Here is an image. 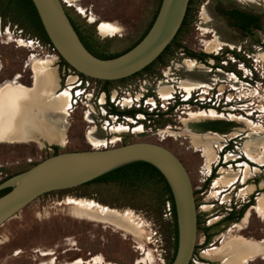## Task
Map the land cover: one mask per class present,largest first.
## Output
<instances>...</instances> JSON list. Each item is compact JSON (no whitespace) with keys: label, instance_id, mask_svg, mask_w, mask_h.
I'll use <instances>...</instances> for the list:
<instances>
[{"label":"rangeland","instance_id":"1","mask_svg":"<svg viewBox=\"0 0 264 264\" xmlns=\"http://www.w3.org/2000/svg\"><path fill=\"white\" fill-rule=\"evenodd\" d=\"M62 1L81 32L90 38L94 48L110 57L124 53L142 39L155 20L161 4V0ZM236 6H244L248 11L264 14V3L259 7H252L240 5L232 0H192L190 18L184 26V31L177 38L181 45L171 48L179 52L183 51L180 48L185 46L186 49L199 51L202 47L200 43H202L206 50L220 52L218 56H221V52L225 53L219 62L220 68H228L224 70L230 75L237 74L240 78L246 75L250 80L253 79L249 80L251 89L246 92L251 103L249 108L256 111H249V117H245L244 114L239 115L241 112L236 115L233 113L226 115L222 114L224 111L221 110L222 113H220L212 108L196 111L188 109L184 118L180 119L184 128V121L200 111L214 110L224 117L227 116V119H231L232 116L246 118L250 127H247L239 136L233 139L222 137L224 142L229 141L230 150L225 152L229 160L227 164L221 169L218 167L214 177L212 176V179L203 185L200 182L202 178L200 169L205 176L210 173L213 164L218 160V152L215 160H212L206 156L203 147L196 149L189 135H183V137L173 135L172 132L176 130L167 127L165 130H161L164 129L161 127L154 130V132L161 130L157 135L156 133L153 135L150 129L146 130L147 134L144 136L134 137V135L122 134V143H117L116 139H113L110 145L118 147L138 141L160 143L182 160L190 173L199 207L198 241L205 233L203 228H208L211 234L222 235L220 244L208 250L222 248L236 237L262 243L264 247V240L258 241L261 236L258 234V229L263 227L262 222L264 223V208L257 206L258 197L264 194V162L262 161L264 145L254 159L249 158L244 150L246 142L264 136V46L261 47L258 44L264 43V22L262 31L245 38L242 32L231 27L227 17L219 10ZM205 8L210 10L215 19L210 24H205L203 18ZM0 18L3 19L2 32L0 31V128L9 134L8 137L0 136V183L58 153L93 148L102 150L100 147L99 149L96 146L93 147L92 143L89 148L84 142L83 123L74 119L71 130L69 128L66 111L68 104L62 100V97L65 95L70 99V93L61 88L64 70L68 67L63 64L57 52L38 35L26 18L19 17L17 12L7 7L6 0H0ZM18 23L23 24L24 33L18 34L16 31L15 25ZM103 25L111 27L112 33H102L100 27ZM217 26L222 29L220 36L228 42L226 45L232 48L236 45L237 49H234V52H240L241 58L234 57L231 52L227 55L226 45H217V48L213 50L207 47L214 41L213 30ZM16 41L19 42V47ZM30 41L34 43L36 52H33L36 55L32 54ZM32 58L35 61L34 65ZM163 60L162 62H170L172 58L165 56ZM162 62L156 61L153 67L162 66ZM35 68L43 75L41 88L29 98L30 103L31 101L38 103V108L35 109L37 113L32 115L33 117L29 115V119L20 121L23 127L17 129L19 121L16 119L14 106L4 101L5 90L1 87L18 76V82L21 85L26 89H32ZM117 82H111L109 87H119ZM39 106L52 112L66 114L68 123L65 127L68 137L66 144L53 141L42 132L36 136L32 133L31 128L36 126L33 118H38L40 123L44 119L50 122L49 113H38L41 108ZM243 123L248 126L245 122ZM209 143L216 147L217 151L225 145V143L220 145L216 140H206L203 144ZM53 144L60 146L57 149L54 147V152L51 153L49 148L53 147L51 146ZM188 146L191 149L188 150L186 148ZM243 154L250 163L240 157ZM222 178L226 182L216 187V180ZM255 190L253 197L256 201L254 199V203L247 208L242 221L240 223L226 222L224 216L229 212L231 202L234 204L238 202L237 205L245 204V201L249 199L248 196ZM71 199H85L120 212H133L134 221L144 231L143 236H139L134 227L130 229L126 226L115 225V227L90 220L77 213L75 206L68 204ZM174 224L172 203L167 198L164 183L157 176H146L135 183H89L71 190L46 194L2 226L0 228V264H82L76 263L80 260L86 262L84 264H168L176 253ZM248 231L253 234H246ZM247 236L255 237L257 240L245 238ZM229 251V249L226 250V252ZM205 253L203 254L205 258L212 259ZM260 257L264 258V252L256 258L248 259L246 264H257L259 261H254ZM194 260L198 261L196 253ZM218 261L222 264L221 260Z\"/></svg>","mask_w":264,"mask_h":264},{"label":"water","instance_id":"2","mask_svg":"<svg viewBox=\"0 0 264 264\" xmlns=\"http://www.w3.org/2000/svg\"><path fill=\"white\" fill-rule=\"evenodd\" d=\"M191 0H161L146 35L111 58L92 53L82 41L62 0H32L45 33L59 57L76 72L100 81L130 78L157 61L174 42ZM239 124L229 120L191 123V129L226 135ZM180 130V129H179ZM145 162L166 180L175 205L177 248L168 264H191L197 247L199 210L193 182L182 160L169 148L138 141L104 150L66 151L50 156L0 183V228L40 197L78 188L124 166Z\"/></svg>","mask_w":264,"mask_h":264},{"label":"flooded vegetation","instance_id":"3","mask_svg":"<svg viewBox=\"0 0 264 264\" xmlns=\"http://www.w3.org/2000/svg\"><path fill=\"white\" fill-rule=\"evenodd\" d=\"M232 1H236L240 5H248V3L243 0ZM191 2L192 0L190 1V5ZM190 5L183 26L181 27L174 42L170 45L171 47L169 48V50L165 51V53H163L158 59L160 62H162L164 61L163 59L165 56H169V58H172V60L170 62H162V66L153 67V64L156 62L155 61L152 65L139 72L138 74L117 82V84H119V87L122 88H129L132 86L134 90L133 94L137 95L138 97L139 106L135 107L134 110L130 112L120 114V116H129L131 120L133 119L134 121H136V123H138V125H141L144 128L143 133H137L136 135H134V137L144 135L149 129L151 133L155 135V133H158L161 130H165L168 125H170V129L173 130L182 129L180 119L184 116L186 110L188 109L196 111L201 109L209 110L213 108L218 112H220L221 110L224 111V114L226 115L228 113H233L234 115H236V113L239 114V112H241L239 115L244 114L245 117H249V111H256L253 110V108H249V105L251 103L250 98L248 97V93L246 92V90L251 89V85L249 83L250 78H248L246 75L243 76V78H240L237 74L230 75V73L224 70L228 68H220L219 62L221 59H223V55L225 54L224 52H221V56H218L220 52L208 51L202 43H200V46L202 47L199 48V51L186 49L185 46L180 48L183 51L178 52L176 50H171V48H173L174 46L178 47V45H181L178 43L177 38L184 31V26H186L190 18ZM219 10L225 17H227L231 27L242 32L245 38H247L249 35L253 36L263 30L264 14L262 12L248 11L244 6H236L231 8L226 7ZM235 12L240 13L242 17L240 19H235L233 17ZM69 16L71 17L70 14ZM71 20L74 26L78 27L72 17ZM244 20H247L249 22L250 26L247 29H244L241 26V22H243ZM2 27L3 19L0 18L1 32ZM15 29L18 34L24 33V26L22 23H18L17 25H15ZM76 29L84 44L87 45L89 49L92 48V51L96 50L90 38H87V36H85L80 29ZM258 44H260L261 47L264 46L263 42ZM226 47L228 48V52L226 53L227 55H230L231 52L234 57L241 58L240 52H234V49H237L236 45H234L233 48L229 45ZM250 50L251 47L249 48V51ZM168 63L170 64L168 65ZM192 65L194 67H191ZM110 84L111 83H107V81H105L103 85L105 86V88H110ZM187 84H195L198 86H194L191 92L188 93L184 89V86H187ZM163 90H169L171 98H165L162 94ZM110 111L113 110L111 109ZM140 115H144L145 118H140ZM69 124V128L71 130L73 122ZM160 127L164 129H161L158 132H154V130H158ZM82 136L84 142L90 148L91 145L85 139L84 127L82 129ZM51 146H53L54 148L59 147L60 145ZM186 148L188 150L191 149L190 146ZM229 150V141H227V145H225L223 150L218 151L219 162L216 166L214 165L215 163L213 164L212 169L209 173L210 178L207 179L206 183L212 179V176L214 177L216 169L218 167L219 169H221L227 164L229 160H227L228 155H225V152ZM199 156L201 157L200 154ZM240 157H243L246 162L250 163V161L245 157L244 154ZM256 190H258V187H256ZM256 190L252 195L248 196L249 199L245 201V204L237 205L238 202H236L235 204L231 202L229 212L226 216H224L226 222L240 223L242 221L247 208H249V206L254 203V199L256 201V198L253 197ZM262 225L263 227L258 229V234L261 235L258 241L264 240V238H262V234H264L263 222ZM249 227L250 225L248 226V228ZM203 230L205 231V233L201 235L200 240L197 242L195 252L198 261L194 260L193 263L219 264L220 262L218 260L207 259L203 254L205 252L207 253L211 251L208 250V248L218 246L220 244L219 240L222 235H217L218 233L211 234L208 228H203ZM246 234H253V232L248 231L246 232ZM245 238L257 240L252 236H247ZM257 261H259L257 264H264L263 257L256 259L254 262Z\"/></svg>","mask_w":264,"mask_h":264},{"label":"bare ground","instance_id":"4","mask_svg":"<svg viewBox=\"0 0 264 264\" xmlns=\"http://www.w3.org/2000/svg\"><path fill=\"white\" fill-rule=\"evenodd\" d=\"M244 1L252 7H259L264 3V0H244ZM203 18H204L205 24H208V23L210 24L215 20L208 8L204 9ZM214 29H215V30H213L215 32L214 41L212 43H209L207 46L209 49H212V50L215 49V47L217 45L219 46V45L228 44V42L224 41V39H222L220 36V32L222 29L218 26L214 27ZM208 30H207V32H209ZM100 31L102 33H112L113 29L109 26L103 25L100 27ZM213 31H210V32H213ZM26 42H28V41H26ZM16 44L19 47L18 41H16ZM29 45L31 47L30 49H33L32 52L33 51L36 52L34 49V43L31 42V44L29 43ZM34 52L32 54H35ZM31 61H32V64L34 65L35 61L33 60V58ZM191 67H194V66H191ZM18 79H19V77L16 76L13 81H7V82L4 81L6 83L2 85L1 89L5 90L4 101H8L9 104H12L14 106L16 119L19 121L16 128L20 129L23 127L20 124V121H24L26 119H29L30 118L29 115L31 117H33L32 115L37 113V111L35 109L38 108V103L36 101L35 102L31 101V103H30L29 98L32 97L31 95L34 92H36L37 90H39L41 88V86L43 84V75L38 69L35 68L34 86L32 89H26L23 85H21L18 82ZM194 86H198V85L187 84V86H184V89L188 93H190ZM63 90H67V89L63 88ZM162 94L167 99H169V97L171 96L170 92L167 93L166 90H163ZM38 95H39V93H38ZM62 100L66 104H68V108H70L69 107V105H70L69 100L70 99L68 97H65V95H64L62 97ZM39 107H41V106H39ZM41 112L42 113L47 112L50 114V122H48L44 119V121L42 123H40V121L37 120L38 118L37 119L33 118V120L36 123L35 124L36 126H33L31 128L32 133H34L36 136V134L42 132L43 134L49 136V138L53 141L55 140V141L63 142L64 144H66V142L68 141L67 132H66V128H65L66 125L68 124L66 121L67 120L66 114L65 113L52 112V110H47V109H44L42 107L40 108L38 113H41ZM4 118H6V117H4ZM220 119L233 121V122L239 124V126L236 129H234L232 132H230L229 134H226L223 136L218 135L217 133H204L202 131L191 129L189 127V125L191 123L200 122V121H204V120H220ZM231 119H227V116L224 117L223 115L218 114L214 110L200 111L198 113H194L193 115H191V117L189 119H186L184 121V128H182L180 130L177 129L176 131H174L172 133H173V135H177V136L180 135L182 137H183V135H189L191 137L192 143L194 144V146L197 147L196 149H200L203 147L205 150L206 156L212 160H215V158L217 157L218 151L216 150V147H214L210 143L208 145H204L203 143L206 142V140H216V141H218V143L220 145H223L225 142H224V139H222V137L233 139V138L239 136L241 134V132H244L247 127H250L249 123L246 122V120H247L246 118L244 119L242 117L232 116ZM243 122L248 124V126L245 125ZM0 127H1V114H0ZM31 130L29 132H31ZM138 130L141 131L142 128L140 127ZM27 134H28V132H27ZM1 135H5L4 137H8L9 134H7V132L5 130H2L0 128V136ZM88 137H89L90 142L93 144V147L96 146L98 148L99 146L105 145V143H106L105 140L100 139L98 136H95L94 134H90ZM28 139H30V137ZM263 145H264V136L261 137L260 139H257V140L254 139V140L246 142L244 150L247 152V155L249 158L254 159V158H257L258 153L262 149ZM92 150H95V148H93ZM262 161L264 162V158ZM206 168H207V166H206ZM226 177H227V175H226ZM235 181H237V180H235ZM225 182L226 181H224V178L218 179V180H216L215 185H216V187H219ZM68 204L75 206L77 213L88 217L90 220H93L94 222H99V223H103V224H110V225H114V226L116 225L119 227H125L126 226V228H129V229H130V227H134L135 232L139 236H143L144 231L140 227V225L134 221V213L131 211L120 212L118 210L110 209L106 206L104 207V206L98 205L94 201H88L85 199H71L70 203H68ZM257 206L259 208H264V194H262L258 197ZM227 249H229L230 251L226 252ZM263 252H264V247H263L262 243H258L255 241H250L247 239L236 237V238H234V240L232 242L225 244L222 248L211 250V251L207 252L205 255L207 257H210V258L215 259V260L216 259L221 260L222 264H242V263L246 264L248 262L247 261L248 259L256 258V257L262 255ZM148 258H150V257H148ZM76 263L84 264L86 262L80 260V262L78 261Z\"/></svg>","mask_w":264,"mask_h":264},{"label":"built area","instance_id":"5","mask_svg":"<svg viewBox=\"0 0 264 264\" xmlns=\"http://www.w3.org/2000/svg\"><path fill=\"white\" fill-rule=\"evenodd\" d=\"M64 74L61 88L67 89L70 93V108L66 110L68 121L70 123L77 120L84 124V135L89 144H91L88 137L90 134L105 140V145L99 146L104 150L112 147L110 145L113 139H116L117 143H122V134L143 133L144 128L138 125L136 121L131 120L129 116H120V114L130 112L139 106L138 97L133 94L132 86L129 88H105L103 85L105 81L86 77L70 67L65 68ZM111 109L113 111H110ZM139 117L145 118L144 115ZM140 127L142 128L141 131L138 130ZM170 127V125L167 126V128ZM225 145H227V141H225ZM223 148L218 151L223 150ZM49 151L54 152L53 147L49 148ZM218 162L219 158L214 165L216 166ZM200 175L202 177L200 182L204 185L210 178V174L205 176L200 169Z\"/></svg>","mask_w":264,"mask_h":264},{"label":"trees","instance_id":"6","mask_svg":"<svg viewBox=\"0 0 264 264\" xmlns=\"http://www.w3.org/2000/svg\"><path fill=\"white\" fill-rule=\"evenodd\" d=\"M6 5H7V7H11L14 12H17L19 17L26 18L30 22V24L33 26V28L36 30L38 35L46 43L51 45V42L49 41V39H48V37H47V35L45 33V30L43 28V25L41 23V20L39 18V15L37 13V10H36L32 0H6ZM233 17L235 19L236 18L240 19L242 17V15L240 13H238V12H235ZM241 26L244 29H247L250 25H249V22L247 20H244L243 22H241ZM75 28H78V27H75ZM134 46H132V47H134ZM51 47H52V45H51ZM170 47L171 46H169L166 49V51L169 50ZM91 49H89V50L92 53H94L96 56H98V57L111 58L110 56H107L106 54H104V53H102L100 51L93 50L94 51L93 52ZM63 64L65 66L69 67L64 61H63ZM107 83H111V82H107ZM56 149H57V147H56ZM146 176H152V177L157 176L158 178L161 179V181L165 185V189H166V192H167V198L172 203V207H173V215H174V220H175V224L174 225H175V231H176L175 232V238H176V248H177L178 232H177L176 212H175V205H174L173 196H172L171 190H170L166 180L164 179V177L160 174V172L154 166H152L151 164L145 163V162L133 163V164L124 166L122 168H119L117 170H114V171H112V172H110V173H108V174H106V175L94 180L93 182H90V183H94V182H121V183L134 182L135 183V182L141 181ZM7 191L8 190L0 192V196L3 195L4 193H6Z\"/></svg>","mask_w":264,"mask_h":264}]
</instances>
